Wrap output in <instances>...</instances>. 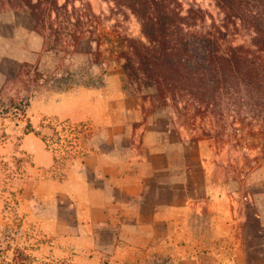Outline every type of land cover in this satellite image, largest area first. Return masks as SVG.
I'll list each match as a JSON object with an SVG mask.
<instances>
[{
  "label": "crops",
  "instance_id": "crops-1",
  "mask_svg": "<svg viewBox=\"0 0 264 264\" xmlns=\"http://www.w3.org/2000/svg\"><path fill=\"white\" fill-rule=\"evenodd\" d=\"M39 25L23 0L0 10V95L25 70L34 88L20 145L29 180L14 220L28 264H264L258 125L241 137L177 127L128 85L120 58L96 60L97 41L61 45ZM44 119L91 126L61 177L50 171ZM245 189L252 205L241 202Z\"/></svg>",
  "mask_w": 264,
  "mask_h": 264
},
{
  "label": "rangeland",
  "instance_id": "rangeland-1",
  "mask_svg": "<svg viewBox=\"0 0 264 264\" xmlns=\"http://www.w3.org/2000/svg\"><path fill=\"white\" fill-rule=\"evenodd\" d=\"M23 1L25 4L30 2L27 5L37 13L39 27L45 35L49 38L54 36V41L61 45L74 43L80 38L86 44L91 40L97 41L100 49L95 51L96 60L105 57L119 58V42L122 37L142 38L137 19L131 14L127 17L112 14L106 0ZM19 4L20 0H0V10L17 7ZM190 4H197L208 10L216 20L222 17L214 0L184 1L185 8ZM51 13L55 15L51 17ZM53 24L56 26L51 29ZM252 35L251 32L242 30L229 35L227 39L232 45H249ZM120 59L124 63V59ZM30 81L31 77L28 78L25 70L22 76L10 79L6 91L0 95V264H28V255L22 248L25 245L17 240L14 220L17 215L16 204L23 200L22 190L29 180L26 167L31 158L28 153L20 151V145L24 132L30 131L25 117L28 88L31 92L34 89ZM252 81L248 85L241 81L219 84L222 90L216 91L215 96L210 98L212 104H208V100L198 103L197 98L186 92L166 98L154 96L153 88H144L138 92L153 96L156 108L164 109L177 127L195 133L221 132L227 136L241 137L252 132V125H258L256 132L263 134L259 135L258 140L264 144V74L260 72V76L253 77ZM128 85L136 90L135 86ZM45 120L47 119L44 122ZM45 124L51 129L40 131L42 142L54 158V153L45 142L47 138L54 137V131L51 125L47 122ZM246 124L248 128L244 127ZM66 147L62 146L63 152L58 164L53 162L50 167L54 177H61L76 158L72 148L68 150Z\"/></svg>",
  "mask_w": 264,
  "mask_h": 264
},
{
  "label": "trees",
  "instance_id": "trees-1",
  "mask_svg": "<svg viewBox=\"0 0 264 264\" xmlns=\"http://www.w3.org/2000/svg\"><path fill=\"white\" fill-rule=\"evenodd\" d=\"M106 1L112 14L139 22L142 38L119 42L126 81L137 91L153 88L161 98L186 92L212 104L219 84L248 85L264 74V0H214L220 20L197 4L185 8V0ZM242 30L253 34L249 45L228 42Z\"/></svg>",
  "mask_w": 264,
  "mask_h": 264
},
{
  "label": "built area",
  "instance_id": "built-area-1",
  "mask_svg": "<svg viewBox=\"0 0 264 264\" xmlns=\"http://www.w3.org/2000/svg\"><path fill=\"white\" fill-rule=\"evenodd\" d=\"M42 83L43 80L41 79ZM51 125L54 131V137L45 140L47 147L54 153V164L61 160L62 146L72 148L75 157L85 153V142L90 138L91 126L86 122H72L69 120H45ZM69 150V149H68ZM261 154L264 155V148H260ZM244 205H252L254 198L251 193L245 189L241 197Z\"/></svg>",
  "mask_w": 264,
  "mask_h": 264
}]
</instances>
